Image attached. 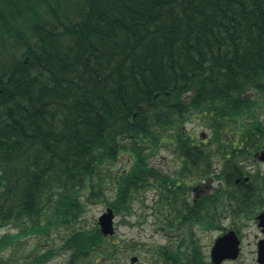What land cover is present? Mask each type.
I'll list each match as a JSON object with an SVG mask.
<instances>
[{"label": "trees", "instance_id": "16d2710c", "mask_svg": "<svg viewBox=\"0 0 264 264\" xmlns=\"http://www.w3.org/2000/svg\"><path fill=\"white\" fill-rule=\"evenodd\" d=\"M251 92L264 97V0H0V228L16 231L0 252L61 228L66 264L113 261L97 226H76L86 202L130 215L149 157L182 149L189 119L218 144L239 136L240 156L264 142ZM41 251L0 264H45Z\"/></svg>", "mask_w": 264, "mask_h": 264}, {"label": "flooded vegetation", "instance_id": "af4514ba", "mask_svg": "<svg viewBox=\"0 0 264 264\" xmlns=\"http://www.w3.org/2000/svg\"><path fill=\"white\" fill-rule=\"evenodd\" d=\"M183 135L189 141L179 143L182 149L171 141L164 144L162 150L171 158L164 157L160 163H155V155L149 157L146 193L151 196L148 204L150 214L156 216L150 227L153 228L152 236L160 241L148 245L146 249L150 255L147 259L143 260L141 253L134 252L129 257V264H237L243 254L244 234L235 221L249 217L255 222L257 234L249 244L253 255V262L249 264H260L258 250L259 243L264 240V229L259 226L258 216L264 212V173L256 166L264 164L261 159L264 142L244 143L245 152L240 156V148L237 147L239 136L228 138L221 135L222 142L218 144L214 134ZM247 137L263 138L254 134ZM218 150L221 154L217 156ZM200 151L203 158L198 156ZM224 162L229 164V170L235 168L237 171L238 177L232 184H226L218 177ZM152 170L161 176L162 185L155 180ZM229 195L236 199L232 198L230 202L217 200L218 196L226 198ZM230 232L238 241L236 257H229L231 245L222 246L213 254L218 239ZM201 233L210 236L207 251L201 246ZM120 248L113 264H121ZM135 248L138 249L137 246Z\"/></svg>", "mask_w": 264, "mask_h": 264}, {"label": "rangeland", "instance_id": "374dc122", "mask_svg": "<svg viewBox=\"0 0 264 264\" xmlns=\"http://www.w3.org/2000/svg\"><path fill=\"white\" fill-rule=\"evenodd\" d=\"M251 100L256 103L258 102L254 111V116H256L259 121L264 122V105L263 103H260L261 100H264V97H259L254 93L252 94ZM184 126L185 130L188 133H193L196 136L200 133L212 134L208 127H205L202 123L199 122L198 119L195 118L189 119L184 124ZM226 134L228 138L232 135L231 133ZM164 157L171 158V155H169L164 150H161L159 154L155 156L154 162L160 163L161 158ZM118 160L119 161L116 163V167L119 171L126 169L129 165L128 157L125 154H122L118 158ZM256 168L257 170H260V172L264 173V164L257 165ZM146 192L147 191H141L136 195V198H134V201L132 203L130 215H115V233L112 239L108 238L105 242V244H115L116 250H118V247L121 246V250H119V262H121V264H129V257L134 255V252L141 253L140 256L143 260L147 259V257L150 255V252L148 251V249H146L148 245L160 241L158 237H153L151 234L153 228H151L150 225L153 222V217L156 216H151L150 214L148 204L149 197L151 199V196L148 197L149 194L147 195L148 192ZM83 196L85 198L86 194H84ZM108 197L112 199L111 196ZM105 209V203L97 201L96 198L91 202H86L84 212L78 220L76 226L83 227L85 230H90L92 227L96 226L97 218L105 211ZM235 225L239 226V229H241L244 234L243 254L241 255V258L237 264H249L253 262V260H251V258H253V255L251 253L252 246L249 244L254 240L253 236L257 235L255 222L249 217L248 219H242L238 222L235 221ZM7 233L14 234L16 233V231L13 230L11 226L0 228V238ZM65 233L66 232H63V229L58 228L51 230L44 237L38 238L34 235H29L26 238H22V240H20L21 245H18L16 247L14 244H12L6 250L1 251L0 259L16 260L31 252L37 254L42 252L41 249L46 250L53 247V256L45 264H66L70 253L63 247H61L62 236ZM209 237V235H205L203 233L200 234V243L201 246L204 247L205 251H207V248L210 244ZM37 244L40 245L39 249L37 247ZM13 246H15L17 249L14 252L11 250ZM136 246L138 249L135 248ZM115 254H117V252H115ZM115 254L113 257V261L108 260V258H105L104 256L98 257L96 255H93L92 258H90L84 264H113L115 260Z\"/></svg>", "mask_w": 264, "mask_h": 264}, {"label": "water", "instance_id": "95a60500", "mask_svg": "<svg viewBox=\"0 0 264 264\" xmlns=\"http://www.w3.org/2000/svg\"><path fill=\"white\" fill-rule=\"evenodd\" d=\"M261 159L264 160V152L261 154ZM259 226L264 229V212L258 216ZM114 214L110 208H107L98 218L99 231L103 236H112L114 234ZM227 240V241H226ZM227 242V243H226ZM231 242V243H230ZM237 238L234 233L224 235L218 239L213 249V254L219 252L222 246L231 245L232 254L230 258H235L237 254ZM258 261L264 264V240L259 243Z\"/></svg>", "mask_w": 264, "mask_h": 264}]
</instances>
